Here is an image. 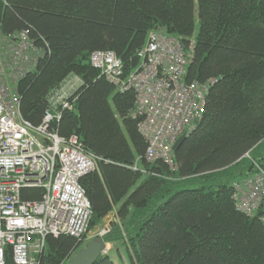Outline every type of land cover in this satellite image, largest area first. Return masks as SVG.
I'll return each instance as SVG.
<instances>
[{
	"label": "trees",
	"instance_id": "1",
	"mask_svg": "<svg viewBox=\"0 0 264 264\" xmlns=\"http://www.w3.org/2000/svg\"><path fill=\"white\" fill-rule=\"evenodd\" d=\"M25 31L32 62L9 79L22 117L39 126L59 110L50 128L96 157L80 179L89 231L109 227L103 237L121 263L103 253L94 264H264L263 211L248 215L234 198L254 161L264 168V0H0V44ZM152 32L181 40L185 79L208 87L173 165L146 159L135 90L121 91L91 63L94 51L110 50L130 75ZM75 75L70 107L52 109ZM23 192L37 200L43 189ZM94 237L48 235L34 264L70 262ZM6 264H17L10 246Z\"/></svg>",
	"mask_w": 264,
	"mask_h": 264
},
{
	"label": "built area",
	"instance_id": "2",
	"mask_svg": "<svg viewBox=\"0 0 264 264\" xmlns=\"http://www.w3.org/2000/svg\"><path fill=\"white\" fill-rule=\"evenodd\" d=\"M32 50L27 31L0 44V264H6L9 246L17 264H34L48 235L84 238L92 215L80 179L95 169L96 157L84 151L76 135L64 137L50 128L59 110L48 111L39 126L20 113L9 79L16 80L31 64ZM139 56L140 66L128 76L113 51H94L91 63L121 91L135 90L146 159L173 165L174 144L202 116L208 87L185 79L189 55L179 39L152 32ZM69 81L52 96V109L70 107ZM254 165L251 175L234 183V198L248 215L262 209L264 222V168ZM27 188H42V197L23 198ZM108 231L105 227L99 235Z\"/></svg>",
	"mask_w": 264,
	"mask_h": 264
},
{
	"label": "water",
	"instance_id": "3",
	"mask_svg": "<svg viewBox=\"0 0 264 264\" xmlns=\"http://www.w3.org/2000/svg\"><path fill=\"white\" fill-rule=\"evenodd\" d=\"M198 122L199 119H196ZM188 133H183L175 142L174 148H178ZM107 249L106 241L102 235L92 238L87 244L78 249L71 257L69 264H94L95 261Z\"/></svg>",
	"mask_w": 264,
	"mask_h": 264
},
{
	"label": "rangeland",
	"instance_id": "4",
	"mask_svg": "<svg viewBox=\"0 0 264 264\" xmlns=\"http://www.w3.org/2000/svg\"><path fill=\"white\" fill-rule=\"evenodd\" d=\"M196 16H197V13H196ZM197 18V17H196ZM198 29H199V23H198V20H197V22H196V31H198ZM68 81V80H67ZM73 80H71V81H69V84H70V86H72L71 88H69V93H71L72 91V88H74V85H73V83H71ZM76 86V85H75ZM71 91V92H70ZM73 93V92H72ZM106 222H109V219H106L105 220ZM103 229H105V227L104 228H101V227H97L96 229H93V230H91V231H89V233L87 234V238H86V240L85 241H87L90 237H94V235L95 234H97V233H100ZM84 245H86L85 243H84ZM107 245H110V244H107ZM109 248H110V246H109ZM109 255H110V257L112 258V259H115V260H117L119 263H121V260H120V258H119V255H118V251H117V249H115V248H110V250H109ZM70 262L67 260L66 262H65V264H69Z\"/></svg>",
	"mask_w": 264,
	"mask_h": 264
},
{
	"label": "crops",
	"instance_id": "5",
	"mask_svg": "<svg viewBox=\"0 0 264 264\" xmlns=\"http://www.w3.org/2000/svg\"><path fill=\"white\" fill-rule=\"evenodd\" d=\"M79 77H77L76 75L75 76H70L69 78H68V80H73L74 82H75V84H74V88H72V92L74 91V89L75 88H77V87H79V85L81 84V82H80V79H78ZM76 85V86H75ZM72 86H68L67 87V90L69 91V88H71ZM70 91V92H71ZM71 92V93H72ZM113 218V214H110L109 216H107V218L106 219H109V221L111 220ZM110 246V248H112V244H110L109 245Z\"/></svg>",
	"mask_w": 264,
	"mask_h": 264
},
{
	"label": "bare ground",
	"instance_id": "6",
	"mask_svg": "<svg viewBox=\"0 0 264 264\" xmlns=\"http://www.w3.org/2000/svg\"><path fill=\"white\" fill-rule=\"evenodd\" d=\"M48 111H49V110H48ZM48 111H47V112H48ZM47 112H46V113H47ZM107 244H109V243L106 242V245H107ZM107 249L110 250L109 245H107Z\"/></svg>",
	"mask_w": 264,
	"mask_h": 264
}]
</instances>
